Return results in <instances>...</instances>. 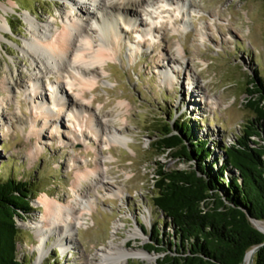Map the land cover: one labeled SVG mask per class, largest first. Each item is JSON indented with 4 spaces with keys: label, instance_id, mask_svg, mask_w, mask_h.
<instances>
[{
    "label": "rangeland",
    "instance_id": "rangeland-1",
    "mask_svg": "<svg viewBox=\"0 0 264 264\" xmlns=\"http://www.w3.org/2000/svg\"><path fill=\"white\" fill-rule=\"evenodd\" d=\"M76 1H82L91 16L80 13ZM162 1L138 0L136 5L103 0L107 6L124 2L122 10L129 16L118 20L117 36L109 39L110 57L90 75V87L76 85L69 91V79L54 74L36 79L22 49L33 31L29 20L49 24L58 33L67 14L89 22L97 40L98 23L88 19L100 20V2L0 0V24L5 25L0 35V178L30 182L35 197L32 212L17 219L22 231L19 260L98 264L99 253L126 242L121 253L112 247L108 262L115 264L124 251L142 250L144 257L121 264H156L160 255L147 249L152 230L165 243L174 231L153 203L157 171L191 165L169 152L155 156L162 127L175 131V123H187L195 136L209 143V168L217 160L221 166L224 147L242 140L245 123L255 118L247 106V89L264 76V0ZM179 3L186 5L181 13ZM137 6H151L153 18ZM6 80L17 82V87L6 91ZM60 86L71 100L73 115L67 110L58 115L55 87ZM75 102L90 104L89 111H78ZM96 119L107 128L96 132ZM111 130L122 140L112 143L107 136ZM90 171L100 175L91 178L93 185L78 180ZM46 195L75 209L86 206L88 212L81 216L85 224L75 226L72 236L65 235L72 238L68 248L60 246L59 231L43 220ZM34 225L49 233L42 243Z\"/></svg>",
    "mask_w": 264,
    "mask_h": 264
},
{
    "label": "trees",
    "instance_id": "trees-1",
    "mask_svg": "<svg viewBox=\"0 0 264 264\" xmlns=\"http://www.w3.org/2000/svg\"><path fill=\"white\" fill-rule=\"evenodd\" d=\"M249 87L255 118L245 123L242 140L224 147L221 166L217 160L208 168L209 143L187 123H175L177 132L162 127L155 156L169 152L191 165L157 171L153 203L174 231L165 243L152 230L147 249L160 255L156 264H245L258 246L254 264H264V233L253 224L264 222V76ZM33 196L30 182L0 178V264H29L18 259L17 219L32 212Z\"/></svg>",
    "mask_w": 264,
    "mask_h": 264
},
{
    "label": "bare ground",
    "instance_id": "bare-ground-1",
    "mask_svg": "<svg viewBox=\"0 0 264 264\" xmlns=\"http://www.w3.org/2000/svg\"><path fill=\"white\" fill-rule=\"evenodd\" d=\"M100 2L99 5V15L100 20L97 16H93L92 18L88 19V21L94 20L97 21L99 29L98 39L95 40L90 34L91 28L90 23L87 21L79 20L77 18H72L67 14L64 15L62 19V29L60 32L55 33L53 32V28L51 29V25H40L34 21L29 20L30 28L33 30L31 38L24 44L22 48L24 53L28 55L31 59V67L33 68V72L37 74L36 79H47L49 75H56L57 78L62 77L64 79H69L70 83L66 82V86L68 90H73L74 86H83V87H90L89 77L91 74L97 72L100 66H103V63L107 61L110 57V37H116L118 33L117 24L118 20H126L129 16L127 12H124L122 8L124 7V2L122 3H112L111 6H107L106 3L103 4V0H98ZM118 1V0H117ZM125 1V0H124ZM136 2L138 5V0H126ZM164 5H170L171 0H163ZM162 1V2H163ZM102 2V3H101ZM82 1H76L74 5L76 8L78 7L79 12L84 14L85 17L91 16L89 11L83 7ZM135 5V4H134ZM140 5V4H139ZM123 6V7H122ZM144 14L150 19L153 18V13L148 12V8H152L148 6L147 9L145 7H139ZM179 12L181 13L184 8L186 7L185 3H179ZM122 10V11H121ZM83 19V18H82ZM92 22V21H91ZM126 25L129 24L125 22ZM155 22H151L154 24ZM5 30V25L0 24V35H3ZM51 35V36H50ZM204 38L202 37V41ZM93 43L98 45L93 46ZM40 80V81H41ZM11 82V81H10ZM39 84V81H37ZM12 85L17 87L18 83L14 82V84L4 81V87L6 91L9 90ZM37 86V84H35ZM34 85V86H35ZM35 86V87H36ZM56 92V103L61 106L59 108V114H62L63 111H69V107H72L71 100L67 98V92L60 87H55ZM36 93L38 91H35ZM38 95H41L37 93ZM69 97V96H68ZM73 103V102H72ZM211 103V102H209ZM211 104H215L213 101ZM75 105L78 107V111L86 112L89 111L90 104H85L84 102H75ZM44 106L41 105V109ZM73 108H75L73 106ZM40 109V110H41ZM49 110V109H48ZM42 114L46 115V117L51 116L50 112H45L43 110ZM73 115V110L69 111ZM68 112V113H69ZM89 113V112H88ZM53 116V115H52ZM68 116V115H66ZM93 116V115H92ZM58 117V116H57ZM76 118V115H74ZM96 132H99L103 126L107 128L105 122H101L96 119ZM98 127V128H97ZM103 130V129H102ZM108 132V131H107ZM112 132V130H111ZM108 133L107 136H110L113 140L112 143H118L119 140L122 138L116 133ZM38 133L33 132V136L37 137ZM100 177L99 173L96 171H90L85 173L83 176L78 177V180L90 182V185H93V181L91 178ZM80 185V184H79ZM79 192V186L76 185L75 187ZM80 199L83 200L82 193L78 194ZM79 201V200H78ZM87 203V202H86ZM85 203V204H86ZM44 204L46 208V214L43 216V220L46 225L51 228H55L56 231L58 230L59 235V244L62 248H68L70 244H72V238H66L65 235L72 236V230L75 226L85 224L82 221V214H84L86 210V206L83 209H75L72 206L63 205L59 202L51 200L47 195L44 199ZM84 204V205H85ZM87 205V204H86ZM81 206V205H80ZM78 208V207H77ZM88 212V211H87ZM69 220V224L67 226H62L61 223H65ZM78 220V221H77ZM72 221V222H70ZM76 221V222H75ZM81 221V222H80ZM73 223V225L71 224ZM254 224L259 227L263 228L264 223L255 221ZM38 226L32 227L39 237V242L42 243L45 241V238L48 236V232L44 231V229L37 228ZM63 227V228H62ZM62 228V229H59ZM49 231V230H48ZM65 234L63 235V233ZM126 245V242L122 243L120 246L116 244H112V247H115V250L122 251ZM112 247L105 249L103 252L99 253L98 264H111L108 262V259L113 254ZM43 251L40 253L42 255ZM120 253L118 255H120ZM143 251H127L124 253L122 252L121 257L116 261L115 264H121V262H125L130 258L134 257H144ZM113 263V262H112Z\"/></svg>",
    "mask_w": 264,
    "mask_h": 264
},
{
    "label": "water",
    "instance_id": "water-1",
    "mask_svg": "<svg viewBox=\"0 0 264 264\" xmlns=\"http://www.w3.org/2000/svg\"><path fill=\"white\" fill-rule=\"evenodd\" d=\"M255 221V220H254ZM254 221H253V224H254ZM261 222V221H260ZM255 225V224H254ZM255 227L260 230L261 232L264 233V228H259L255 225ZM261 248V246H258V247H255L253 248L252 250H250L246 256H245V264H254V255L255 253Z\"/></svg>",
    "mask_w": 264,
    "mask_h": 264
}]
</instances>
